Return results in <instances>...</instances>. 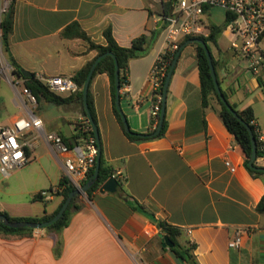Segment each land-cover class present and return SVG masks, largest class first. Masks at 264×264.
Masks as SVG:
<instances>
[{
    "label": "crops",
    "instance_id": "0c3cea01",
    "mask_svg": "<svg viewBox=\"0 0 264 264\" xmlns=\"http://www.w3.org/2000/svg\"><path fill=\"white\" fill-rule=\"evenodd\" d=\"M164 1L14 0L9 54L31 74L72 78L97 53L87 50L78 38H64L67 27L78 24L96 44H104L103 33L110 28L116 43L129 47L135 38L164 25L160 15ZM206 18L209 25L214 24L212 10ZM209 45L214 46L210 51L219 63L220 89L237 110L251 107L256 126L264 132V114L256 116L255 103L246 100L252 90L264 86V69L261 87L232 57L228 40L222 43L218 38L216 45ZM261 48L264 52V37ZM164 50L162 30L145 56L129 61L127 84L119 94L121 111L133 133L154 131L150 73ZM9 54L3 52L2 59L8 61ZM223 59L227 60L225 67L221 66ZM3 78L14 90L8 76ZM88 92L101 154L114 175H122L115 178L116 191L98 190L91 199L78 195L69 223L61 230L0 234V264H131L133 253L143 264H188L163 246L156 222L178 228L182 232L178 242L195 245L192 253L199 264H264V214L256 210L264 197V178H252L245 169L243 152L219 118L215 100L203 115L192 43L181 51L168 85L167 128L162 137L131 140L125 135L113 112L106 74L94 75ZM7 105L12 114L7 123L0 115L1 125L28 114L16 94L10 98L0 94L1 109ZM34 113L42 120L45 133L76 143L73 137L84 119L78 102L56 106L40 98ZM29 138L33 145L30 158L39 170L35 181L41 185L35 196L56 187L65 176L64 156L55 155L41 134L33 132ZM32 198L0 203V212L15 218L42 217L55 213L62 202L59 194L50 199ZM238 232L242 244L231 249L228 243Z\"/></svg>",
    "mask_w": 264,
    "mask_h": 264
},
{
    "label": "built area",
    "instance_id": "2783aa9c",
    "mask_svg": "<svg viewBox=\"0 0 264 264\" xmlns=\"http://www.w3.org/2000/svg\"><path fill=\"white\" fill-rule=\"evenodd\" d=\"M13 0H0V75H6L16 92L17 101L27 110L25 117L13 119L8 125L0 124V173L8 176L16 169L22 168L31 162L30 153L33 151L31 133L41 134L50 145L53 153L64 156V173L69 184L81 190L90 171L95 166L97 146L95 140L79 139L74 144H67L62 137L55 133L43 131L42 120L35 115L37 107L35 95L24 85L23 78L13 74L10 63L2 59V33L1 25L9 15ZM213 8H219L225 13V30L228 35V47L233 58L237 59L248 74L255 79L261 77L264 69V52L261 41L264 37V0H176L171 15L163 19V36L165 50L161 55L172 53L178 48L179 41L186 36H207L209 25L206 15ZM164 66L151 69L150 79L153 92L161 85L164 78ZM36 81L44 85L51 93L56 95H73L77 93L78 86L70 78L64 76H44L33 74ZM21 88H18L19 85ZM151 117L154 121V130L157 125L158 104L162 97L155 96ZM256 127V144L259 156L256 162L264 163V132ZM77 127L88 129L87 119L78 122ZM230 166L228 162L225 163ZM233 170V169H231ZM112 177H122L117 172ZM58 188L39 192L42 199H50L56 195ZM242 244V234L238 232L228 243L231 249H238Z\"/></svg>",
    "mask_w": 264,
    "mask_h": 264
},
{
    "label": "trees",
    "instance_id": "16d2710c",
    "mask_svg": "<svg viewBox=\"0 0 264 264\" xmlns=\"http://www.w3.org/2000/svg\"><path fill=\"white\" fill-rule=\"evenodd\" d=\"M175 2H176V0H166L163 2L162 10L160 13L162 19L171 15ZM12 8H13V4L11 6L9 18L8 19L5 18L4 21L2 22V25H1L2 50L5 54H9V52H10L9 38H10V35L12 33V28H13ZM163 29H164V25L161 26L159 29L153 30L149 35H141V36L135 38L129 47H121L114 40V38L112 36V31L110 28H107L103 33L104 44H96V43L92 42L86 36L84 31L81 30V28L79 27L78 24H73V25L67 27L65 29V31L62 33V36L64 38H78V39L84 41L87 45V50L95 51L97 53V55L93 60H91L90 62L85 64L81 69L76 71V73L72 76L71 79L77 84L78 91H77V93H75L73 95L66 96V97H62L60 95H56L54 93L49 92L44 87L43 84H41L40 82H38L34 79L33 74L30 78H25L21 73V70H22L21 67L14 61L13 57L10 54H9L8 62L10 63V65L13 68V74L15 75V77L24 79L25 87H27L29 90H31V92L35 95L37 102L40 98H43V99L47 100L48 102H50L56 106L68 105L72 102H78L81 106L83 117L85 119H87L86 112L84 110L83 99H82V89H83L84 83L86 81V78H87L88 73H89V69H90L92 63L94 62V60L99 55H102L105 53H110L111 56H107V57H105L99 61V63L97 64V66L95 68L93 76L96 74L104 73L109 77L110 85H111V95H112V101H113V112L117 118V121L119 122V125L124 130L122 120H121V114L119 113V111L117 110V108L115 106L116 92H115V87H114V82H115L114 59L116 60L117 65H118V69H119V84H120V89H121L124 85L127 84L126 74H127V70H128L129 61L131 59L140 58V57L145 56L149 52V50L152 48V46L155 43L158 35L160 34V32ZM224 30H225V24L222 26H216L214 24H210L207 27V32H208L207 36H205V37L204 36H186L179 41L178 48L174 52L166 53L164 55L159 56V58L155 61L152 68H154V67L161 68L162 66H164L165 76L161 81L160 87L157 89V91L153 92V99H152L153 104L156 103V100H157L155 97L156 95L162 97L165 77L170 70V67L173 63V60L175 58L177 51L186 42H188L189 40L195 39V38L203 40L206 43L207 48L210 51L209 44L211 43V44L216 45L219 36L224 32ZM192 45L195 46L196 53H197V65H198L199 78H200V93H201V104H202V108H203V115L205 113V110L208 107H210L211 100H215L218 107H219L216 111L219 118L221 119V121H222L223 125L225 126V128L227 129V131L234 137L235 141L240 146V148L243 152V155L245 157V159H244L245 169L247 170V172L250 174V176L252 178H255V179L256 178H264V172H259V171H256V170L248 167V161H249V158L251 156V151H252L251 150V139H250L249 132H248V130L244 124L248 125L251 128L253 135L256 139V133H255L256 127L252 124V122L255 121L252 108L246 107L243 110H237V106L234 104H231L229 102L226 94L221 90L225 100L231 106V108L237 113V115L239 116V119L241 121L238 118H236L230 110L227 109V107L220 101V99L216 93L214 82H213L212 76L210 74V68L208 65V60H207L204 48L197 43H192ZM211 56H212V54H211ZM212 62H213L214 70H215L216 79H217V82L219 85L218 75H217V68H218L219 63H218V61L214 60L213 56H212ZM221 63H222L221 66L225 67L227 60L223 59V61ZM258 82H259V85L262 87V84H263L262 80L258 79ZM87 103H88L89 112H90V114H91V116L95 122V113H94V108H93V102H92V98H91L89 92H88V97H87ZM158 107H159V111L157 114V125H158L159 118H160L161 102L158 104ZM153 124H154V121H153ZM166 128H167V122H166V118L164 116V120H163V124H162L160 134L155 138L162 137L165 134ZM76 131H77V133L74 135L73 140H79V139L87 140L90 138L95 140L94 133H93L91 127H89L88 129H83L81 127H77ZM125 135L131 140H142V138H140L138 136V134L133 133V132H131V133L125 132ZM63 141L68 144V142H66V140L63 139ZM257 156H259V152H257ZM254 166L255 167H262V166L257 165L256 162L254 163ZM94 168H95V166H94ZM94 168L90 171V173L87 176V179L85 180L83 185L93 175ZM113 175H114V172L106 164V162L103 158V155L101 154L98 178L94 182V184L86 191L85 194H86L87 198L91 199L93 193L98 191L100 189V187ZM56 188H58L57 194L62 196V202H61L59 208L56 210V212L51 214V215L42 216V217H32V218L31 217L15 218V217L9 216L5 212H0V214L4 215L9 221H12V222L26 221V222L42 223V222L48 221V220L52 219L57 214V212L59 211V209L63 205V203L66 200V198L68 197V195L75 190L69 184V181H68L66 176H63L59 180ZM32 199L38 200V199H41V196L38 193L37 195L33 196ZM77 199H78V196H75L72 199L71 203L69 204L67 210L64 212L63 216L57 222L53 223L52 225H50L46 228L47 229H54V230H61V229L65 228L69 223L71 211L74 208H76L75 202ZM256 210L259 213L264 214V197L259 202ZM156 225L159 228V230L161 231V233L164 236H167L169 238V240L173 243V247L171 248V251L179 259L187 262L188 264H199L197 262L195 256L192 253L196 248L195 245L188 243L187 245L182 246L178 242V238L182 234V232L178 228L168 226L162 222H156ZM33 231L34 230L29 229V228H22V229L8 228L0 222V234L23 235V234L31 233Z\"/></svg>",
    "mask_w": 264,
    "mask_h": 264
},
{
    "label": "water",
    "instance_id": "95a60500",
    "mask_svg": "<svg viewBox=\"0 0 264 264\" xmlns=\"http://www.w3.org/2000/svg\"><path fill=\"white\" fill-rule=\"evenodd\" d=\"M7 19L9 18V15H7L6 17ZM162 23V21H159V25ZM158 25V27H159ZM190 43H197L199 45H201L204 50H205V54L208 60V65L210 68V74L212 76V80L214 82V86H215V90L216 93L220 99V101L227 107L228 110H230L232 112V114L239 119V116L237 115V113L231 108V106L227 103V101L225 100L221 89L218 85L217 79H216V75H215V70H214V66H213V62H212V56H211V52L209 51V49L207 48L206 43L198 38L189 40L188 42H186L176 53L175 58L173 60V63L170 67L169 72L167 73L166 77H165V82L163 85V94H162V100H161V110H160V118H159V122L158 125L156 127V129L150 133V134H138V136L140 138H155L160 134L161 128H162V124H163V120H164V116H165V101H166V96H167V90H168V85L172 76V73L174 71L175 65L177 63V60L179 58V55L181 54V51L183 50V48L190 44ZM107 56H111L110 53H105L102 55H99L94 62L92 63L90 69H89V73L88 76L86 78V81L84 83L83 89H82V99H83V105H84V110L86 112V116H87V120L92 128V131L94 133V138H95V143L97 146V155H96V159H95V168H94V172L93 175L89 178V180L82 186L81 190H77L75 189L72 193H70L68 195V197L66 198V200L64 201L63 205L61 206V208L59 209V211L57 212V214L50 220L42 222V223H35V222H26V221H16V222H12L9 221L4 215L0 214V222L8 227V228H12V229H22V228H29L32 230H41L44 229L50 225H52L53 223L57 222L64 214V212L67 210L69 204L71 203L72 199L75 196H78L82 193H86V191L94 184V182L97 180L98 178V173H99V167H100V158H101V143H100V137H99V132L96 126V123L94 122L90 112H89V108H88V103H87V97H88V89H89V84L91 81V78L93 76V73L95 71V68L97 66V64L99 63L100 60H102L103 58L107 57ZM114 63H115V82H114V87H115V106L117 108V110L119 111V113L121 114V120H122V124H123V128L124 131L126 133H131L127 120L125 118V116L123 115L121 108H120V84H119V69H118V65L116 60L114 59ZM22 75L25 78H30L32 76V74L30 72L21 70ZM240 120V119H239ZM241 121V120H240ZM245 127L247 128L249 135H250V139H251V156L249 158L248 161V167L251 169H254L256 171L259 172H264V167H255L254 163L256 162V158H257V144H256V139L253 135V132L251 130V128L244 124ZM117 189V181L114 177H110L99 189L100 192H108V193H114ZM159 236L162 238L163 241V246L164 247H169L172 248L173 247V243L169 240V238L167 236H163L162 234H159Z\"/></svg>",
    "mask_w": 264,
    "mask_h": 264
},
{
    "label": "rangeland",
    "instance_id": "374dc122",
    "mask_svg": "<svg viewBox=\"0 0 264 264\" xmlns=\"http://www.w3.org/2000/svg\"><path fill=\"white\" fill-rule=\"evenodd\" d=\"M225 13L219 8L212 9V22L216 25H224ZM219 39L222 43H227L228 35L227 33H222L219 36ZM212 50L214 46L209 45ZM237 60L233 61L234 63ZM238 62V61H237ZM264 78V76H263ZM20 84L18 88H21ZM249 89V88H248ZM9 84L3 78V75H0V94L3 97L10 98L14 97L16 92H14ZM246 100H252L255 103V114L261 115L264 114V86L259 89L252 90L249 95L246 97ZM246 102V101H245ZM12 114V108L6 106V110L1 109L0 115L3 123H7L9 116ZM257 165L264 167V163L258 162ZM39 170L34 166V163L31 161L26 166L16 169L10 173L8 176H3L0 173V203L5 202H14L16 200L30 201L33 194L39 188V184H36L35 179L38 176ZM51 188L47 187L45 190ZM44 191V190H42ZM41 192V191H39ZM85 193L80 194L79 196H85ZM131 264H143L137 254L130 255Z\"/></svg>",
    "mask_w": 264,
    "mask_h": 264
}]
</instances>
